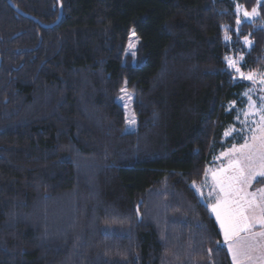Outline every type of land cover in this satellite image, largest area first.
<instances>
[{
    "label": "trees",
    "instance_id": "1",
    "mask_svg": "<svg viewBox=\"0 0 264 264\" xmlns=\"http://www.w3.org/2000/svg\"><path fill=\"white\" fill-rule=\"evenodd\" d=\"M61 2L0 0V264H234L194 184L250 86L228 56L264 66V1Z\"/></svg>",
    "mask_w": 264,
    "mask_h": 264
},
{
    "label": "rangeland",
    "instance_id": "2",
    "mask_svg": "<svg viewBox=\"0 0 264 264\" xmlns=\"http://www.w3.org/2000/svg\"><path fill=\"white\" fill-rule=\"evenodd\" d=\"M237 1V10L239 15V24L243 22H256L260 18V5L264 0H257L256 5L251 9L245 7L244 4ZM239 6V7H238ZM256 8L258 15L252 17H245L244 12H252V9ZM264 26V22L261 23ZM251 43L246 44L248 47H251L253 41L250 38H247ZM134 45V47H130ZM139 38L134 30L131 31L129 36V41L127 45L126 52L133 58L134 63L135 56L138 52ZM232 60L236 64V68H239L237 72L234 68L233 70L242 77L246 79L250 86L242 93L239 101H234L229 104V109L236 110L235 122L231 124L226 132L225 139H231L230 143L225 150H222L217 154L212 163L209 165L206 176L204 180L200 183H195L197 191L201 194L203 199L210 205L212 211L213 206L221 204L225 199L229 201L236 199L237 194L234 191L226 189L230 194L226 197L225 192H222L221 184L218 183V180H225L229 176L235 174L233 168H230L229 165L232 161L240 159V153L237 151L240 149L241 145L245 143L252 145H259V139L253 141L252 137L259 138L261 135H264V120L261 118L264 117V66L259 70H244L242 67L243 56L242 55H230L227 58ZM229 65V64H228ZM241 73L244 75L242 76ZM251 73L253 78L247 79V75ZM123 90V91H122ZM134 94L127 88L123 86L121 93L118 96V100L122 103L125 114H126V131H134L137 129V116L134 110ZM134 121V123H130ZM247 151V150H245ZM216 174L215 176L213 174ZM245 178L246 180H241L239 184L234 185V187H239L243 191L239 194L247 200H255L256 205H264V176L260 175L259 172L253 175L250 170L245 169ZM232 205H229L231 207ZM225 208L222 205L221 212L223 214ZM216 219V213L213 211ZM261 207L253 206L248 209L247 215L252 218L254 221L257 217L261 216ZM218 220V219H217ZM219 221V220H218ZM220 223V221H219ZM259 226H261L259 228ZM264 233V226L259 223H254L250 231L239 232L238 234H246V246L247 255H243V259L240 260L242 264H264V236H258L256 240L252 234ZM251 246V247H249Z\"/></svg>",
    "mask_w": 264,
    "mask_h": 264
},
{
    "label": "snow or ice",
    "instance_id": "3",
    "mask_svg": "<svg viewBox=\"0 0 264 264\" xmlns=\"http://www.w3.org/2000/svg\"><path fill=\"white\" fill-rule=\"evenodd\" d=\"M239 7V6H238ZM258 15L256 8L252 9V12H244V16L252 17ZM247 43H251L245 37ZM134 47V45H130ZM230 67L234 68L239 72V68H236V64L232 60H228ZM243 76L244 74L241 73ZM253 75L249 73L247 79H252ZM123 91V90H122ZM264 120V117L261 118ZM130 123H134L131 121ZM253 141L259 139V145L256 144L249 145L245 143L241 145L240 149L237 150L240 153L241 158L232 161L229 165L230 168H233L235 174L229 176L225 180H218V183L221 184V191L225 192L226 197L230 194L226 189L234 191L237 194V198L229 201L225 199L222 202L225 210L222 214L221 204L213 206V211L216 213L217 219L220 221V226L223 229V235L226 242L232 240L233 237H236L239 232L250 231L254 223H259L264 226V205H256L255 200H247L243 196L239 195L243 190L239 187H234V185L239 184L241 180H246L245 178V169L250 170V172L255 175L257 171L260 175L264 176V135H261L259 138L252 137ZM247 150V151H245ZM216 175L215 173L213 174ZM229 205H232L229 207ZM261 207V216L257 217L254 221L247 215L248 209L253 206ZM255 235L264 236V233H257ZM251 247V246H249ZM228 249L232 254V259L236 264H239V255H247V252L239 247H234L233 243H228Z\"/></svg>",
    "mask_w": 264,
    "mask_h": 264
},
{
    "label": "crops",
    "instance_id": "4",
    "mask_svg": "<svg viewBox=\"0 0 264 264\" xmlns=\"http://www.w3.org/2000/svg\"><path fill=\"white\" fill-rule=\"evenodd\" d=\"M218 221V220H217ZM218 223H219V221H218ZM219 225H220V223H219ZM221 227V226H220ZM261 226H259V228H260ZM221 230H222V232H223V229L221 228ZM224 236V235H223ZM250 236H253V238H255L256 240L258 239V235H255V234H252V235H250ZM247 237V235L246 234H238L236 237H233L232 238V240H230V241H228V242H226L225 241V243H226V245H227V247H228V243H233V246L234 247H239V248H241V249H246L247 248V246H246V240L245 239H247L246 238ZM225 240V239H224ZM246 251H247V249H246ZM231 253V252H230ZM231 256H232V254H231ZM243 259V255H239V264H242V262L240 261V260H242ZM234 262V261H233ZM234 264H236V262H234ZM256 264H258L257 262H256Z\"/></svg>",
    "mask_w": 264,
    "mask_h": 264
},
{
    "label": "water",
    "instance_id": "5",
    "mask_svg": "<svg viewBox=\"0 0 264 264\" xmlns=\"http://www.w3.org/2000/svg\"><path fill=\"white\" fill-rule=\"evenodd\" d=\"M58 1H59V4H60V15H59L58 20L55 23H58L61 20L62 15H63V4H62L61 0H58ZM0 65H1V58H0Z\"/></svg>",
    "mask_w": 264,
    "mask_h": 264
}]
</instances>
